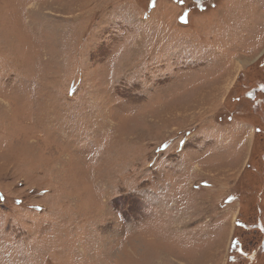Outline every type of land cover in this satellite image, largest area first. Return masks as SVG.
Here are the masks:
<instances>
[{"label": "rangeland", "instance_id": "rangeland-1", "mask_svg": "<svg viewBox=\"0 0 264 264\" xmlns=\"http://www.w3.org/2000/svg\"><path fill=\"white\" fill-rule=\"evenodd\" d=\"M263 84L264 0H0V264H264Z\"/></svg>", "mask_w": 264, "mask_h": 264}, {"label": "crops", "instance_id": "crops-1", "mask_svg": "<svg viewBox=\"0 0 264 264\" xmlns=\"http://www.w3.org/2000/svg\"><path fill=\"white\" fill-rule=\"evenodd\" d=\"M240 130L245 131V139H246V147L245 150L249 149L251 146L253 147L254 143H252V139L255 136L253 131V125L248 122H240L239 126ZM251 149V148H250ZM252 150V149H251ZM236 220V219H235Z\"/></svg>", "mask_w": 264, "mask_h": 264}, {"label": "flooded vegetation", "instance_id": "flooded-vegetation-1", "mask_svg": "<svg viewBox=\"0 0 264 264\" xmlns=\"http://www.w3.org/2000/svg\"><path fill=\"white\" fill-rule=\"evenodd\" d=\"M195 1H197L198 3H201V2H204L205 0H195ZM264 85V84H263ZM263 88V86H261V89ZM252 223H254V222H252ZM253 229L254 230H258V227H253ZM255 236H256V234H254ZM253 241H255V240H253Z\"/></svg>", "mask_w": 264, "mask_h": 264}, {"label": "trees", "instance_id": "trees-1", "mask_svg": "<svg viewBox=\"0 0 264 264\" xmlns=\"http://www.w3.org/2000/svg\"><path fill=\"white\" fill-rule=\"evenodd\" d=\"M263 89H264V87H263L262 89L260 88V90H263ZM260 90H259V91H260ZM257 128H258V129H257V133H262V132H261V129H260L259 127H257Z\"/></svg>", "mask_w": 264, "mask_h": 264}, {"label": "bare ground", "instance_id": "bare-ground-1", "mask_svg": "<svg viewBox=\"0 0 264 264\" xmlns=\"http://www.w3.org/2000/svg\"><path fill=\"white\" fill-rule=\"evenodd\" d=\"M36 7H37V5H36Z\"/></svg>", "mask_w": 264, "mask_h": 264}]
</instances>
